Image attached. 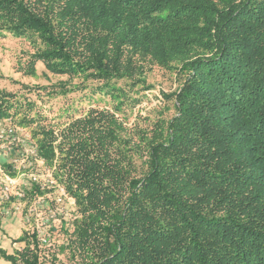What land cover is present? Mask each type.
Wrapping results in <instances>:
<instances>
[{
    "label": "trees",
    "instance_id": "trees-1",
    "mask_svg": "<svg viewBox=\"0 0 264 264\" xmlns=\"http://www.w3.org/2000/svg\"><path fill=\"white\" fill-rule=\"evenodd\" d=\"M0 32L29 38L25 75L40 63L75 89L98 84L110 106L58 116L56 133L0 90V120L35 125L38 156L74 202L77 217L61 226L73 258L264 264V0H0ZM151 67L177 87L145 126H128ZM17 241L0 258L47 264L36 232Z\"/></svg>",
    "mask_w": 264,
    "mask_h": 264
},
{
    "label": "rangeland",
    "instance_id": "rangeland-1",
    "mask_svg": "<svg viewBox=\"0 0 264 264\" xmlns=\"http://www.w3.org/2000/svg\"><path fill=\"white\" fill-rule=\"evenodd\" d=\"M33 51L29 38L15 39L0 32V90L13 94L20 102H30L33 107L30 114L34 115L37 111L42 118L38 126L58 133L64 126L58 125V116L64 118L61 120L63 122L71 116L84 117L92 108L110 109L107 98L95 90L98 84H83V87L80 85L82 88L75 89L79 80L52 76L44 71L40 63L35 65L34 76L25 75L24 67L29 54ZM146 81L150 89L141 90L143 97L140 103L131 111L125 112L128 126H131L137 117L140 120L154 110L164 108L166 102L161 94H168L177 87L174 76L158 67H151ZM62 83H65L64 89L61 88ZM63 90H65L64 94L61 93ZM62 112L65 113L60 115ZM22 118V114L15 118H8L10 119L8 123L16 130L20 129L17 137L30 138L34 143L35 140L33 141L31 137L36 127L35 125L28 128L20 127L19 122ZM140 124L145 126L146 123L140 120ZM1 146L0 142V164L3 161L10 165L16 177L11 187V199L0 204V249L8 254L14 250H20L23 244L17 240L23 233L30 236L36 232L41 259L44 262L82 264L79 257L73 258L71 248L68 246L70 237L61 230V226H68L77 217L75 205L65 192L62 195L63 187L54 179L53 170L44 164L23 162L22 149L19 147L14 148L11 153H5ZM31 175L35 176L37 181L33 182ZM32 183L36 184L40 191L27 195L26 191ZM16 191L22 192L25 197L17 200L14 196ZM0 264L9 263L0 258Z\"/></svg>",
    "mask_w": 264,
    "mask_h": 264
},
{
    "label": "built area",
    "instance_id": "built-area-1",
    "mask_svg": "<svg viewBox=\"0 0 264 264\" xmlns=\"http://www.w3.org/2000/svg\"><path fill=\"white\" fill-rule=\"evenodd\" d=\"M10 119H3L0 120V142H1V147L5 151V153H11L14 148H21L22 149V161L31 163V162H36L39 164H44L43 160L38 156L37 154V148L34 145V143L30 140V138H24L21 139L17 137L16 135L18 134V129L10 127L9 122ZM28 145V146H26ZM26 147V148H24ZM29 160V161H28ZM0 175L2 178V184L0 185V204L4 202H8L11 199V187L15 183V177L9 176L7 173L3 171L0 165ZM32 181L35 182L36 177L31 175ZM62 195H64V189L61 190ZM15 198L17 200H21L25 197V195L22 192H15Z\"/></svg>",
    "mask_w": 264,
    "mask_h": 264
}]
</instances>
